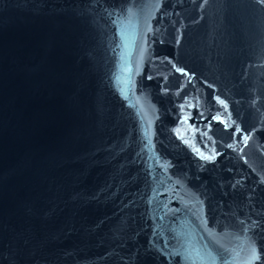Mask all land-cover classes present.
<instances>
[{"label": "water", "instance_id": "95a60500", "mask_svg": "<svg viewBox=\"0 0 264 264\" xmlns=\"http://www.w3.org/2000/svg\"><path fill=\"white\" fill-rule=\"evenodd\" d=\"M0 264H264V0H0Z\"/></svg>", "mask_w": 264, "mask_h": 264}]
</instances>
